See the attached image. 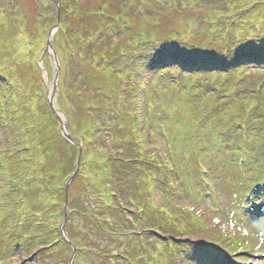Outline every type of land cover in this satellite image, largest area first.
<instances>
[{"label":"rangeland","instance_id":"obj_1","mask_svg":"<svg viewBox=\"0 0 264 264\" xmlns=\"http://www.w3.org/2000/svg\"><path fill=\"white\" fill-rule=\"evenodd\" d=\"M0 264H264V0H0Z\"/></svg>","mask_w":264,"mask_h":264},{"label":"water","instance_id":"obj_2","mask_svg":"<svg viewBox=\"0 0 264 264\" xmlns=\"http://www.w3.org/2000/svg\"><path fill=\"white\" fill-rule=\"evenodd\" d=\"M48 47H50V50L52 49L51 48V44H50V40L48 41ZM54 61L56 63V66H57V75H59V66L57 65V60L54 58ZM61 124L63 126V122L61 121ZM66 135V134H65ZM67 137V136H66ZM75 144V143H74Z\"/></svg>","mask_w":264,"mask_h":264},{"label":"bare ground","instance_id":"obj_3","mask_svg":"<svg viewBox=\"0 0 264 264\" xmlns=\"http://www.w3.org/2000/svg\"><path fill=\"white\" fill-rule=\"evenodd\" d=\"M20 39H21L22 42H24V41L26 40L25 37H21ZM23 49H24V48H21L20 50L23 51ZM23 52H24V51H23ZM26 53H27V52H26Z\"/></svg>","mask_w":264,"mask_h":264}]
</instances>
